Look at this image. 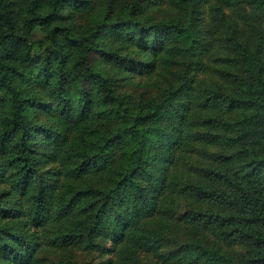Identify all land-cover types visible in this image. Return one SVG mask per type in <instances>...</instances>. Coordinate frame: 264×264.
I'll list each match as a JSON object with an SVG mask.
<instances>
[{
	"label": "trees",
	"instance_id": "1",
	"mask_svg": "<svg viewBox=\"0 0 264 264\" xmlns=\"http://www.w3.org/2000/svg\"><path fill=\"white\" fill-rule=\"evenodd\" d=\"M0 264H264V0H0Z\"/></svg>",
	"mask_w": 264,
	"mask_h": 264
},
{
	"label": "rangeland",
	"instance_id": "2",
	"mask_svg": "<svg viewBox=\"0 0 264 264\" xmlns=\"http://www.w3.org/2000/svg\"><path fill=\"white\" fill-rule=\"evenodd\" d=\"M95 259V258H92V260Z\"/></svg>",
	"mask_w": 264,
	"mask_h": 264
}]
</instances>
